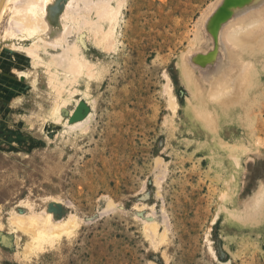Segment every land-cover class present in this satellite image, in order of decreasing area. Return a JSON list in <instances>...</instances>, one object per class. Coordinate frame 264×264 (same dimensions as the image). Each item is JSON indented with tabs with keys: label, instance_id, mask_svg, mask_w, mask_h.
Returning <instances> with one entry per match:
<instances>
[{
	"label": "rangeland",
	"instance_id": "374dc122",
	"mask_svg": "<svg viewBox=\"0 0 264 264\" xmlns=\"http://www.w3.org/2000/svg\"><path fill=\"white\" fill-rule=\"evenodd\" d=\"M69 1L56 0L51 5L56 10L50 14L58 18L51 28L60 33L67 28L64 24H73L74 13L69 16L65 7ZM121 1L122 16L111 38V53L96 44L86 48L100 70L98 81L96 77L88 84V96L81 95V115L83 120L89 118L88 123L76 129L64 123L60 129L49 126L46 132L51 142L64 138L63 150L30 154L16 149V166L22 171L10 173L0 164V240L7 239L0 241V264H264V225L246 233L231 232L223 225L219 209L225 203L221 195L226 192L227 173L216 170L192 131L180 128L184 106L191 98L182 63L194 72L197 86L206 90L224 62L223 48L216 43H220V28L211 23L219 12L227 13L226 3ZM13 2V8L20 7L16 11L28 5L25 0ZM77 6L74 16L85 12L86 5H79L84 6L82 11ZM13 10L9 17L16 16ZM42 13L38 11V16ZM11 23L8 20L7 27L13 31L21 29L16 22L12 28ZM209 23L212 28L207 27ZM23 33V29L14 32L10 43L29 44L21 41ZM70 38L65 34L62 45L57 43L61 51ZM3 54L1 62L8 66L9 53ZM166 88L176 99V111L168 103ZM261 101L251 114L253 137H244L238 167L235 200L241 209L248 206L247 212L255 210L254 197L264 186V91ZM3 102L0 106L7 103ZM2 110L0 115L6 114ZM39 144L46 145L44 140ZM52 202L61 210L53 214L56 218L77 222L53 240L41 239L38 246L44 248L39 246L31 254L25 247L28 237L10 220H16L17 214V218L30 217L33 210L41 213Z\"/></svg>",
	"mask_w": 264,
	"mask_h": 264
},
{
	"label": "bare ground",
	"instance_id": "6f19581e",
	"mask_svg": "<svg viewBox=\"0 0 264 264\" xmlns=\"http://www.w3.org/2000/svg\"><path fill=\"white\" fill-rule=\"evenodd\" d=\"M16 1L18 0H6L0 13V100L7 101L5 106H0L3 109L1 112L6 113L0 115V126L3 131L0 133V164L4 168L6 167L10 173L17 169L22 171L16 166V149L30 154L39 151L46 154L48 152L46 149L63 150L66 143L64 138L60 136L56 138L55 142H51L46 132L49 126L54 124L53 128L60 129L64 123L67 128L76 129L88 123L89 118L87 120L82 119L84 114L81 115V112L84 104L81 102L83 98L81 95L88 96L90 89L88 84L94 82L96 77V81H98L97 75L100 70L99 63L96 64L89 59L86 48L88 44H96L100 50L111 53L110 49L113 45H110L111 38L115 34L117 22L122 16L121 0H70L68 7H65L70 11L69 16L73 15L72 18L70 17L73 24H64L63 26L67 25V28L63 30L62 34L52 29V26L55 27V24L58 23V18L50 14L51 11L55 13L56 9L51 5L56 0H30V3L25 0L28 5L24 6L19 2L22 6L20 11L26 9L25 12L16 11L20 9V7L16 8V5H13L16 10L12 7V2L15 4ZM220 1L219 4L225 5L226 3L227 13L224 11L216 15L211 24L212 26L215 25L216 29L217 26L220 28V30L217 29L219 32H216L219 38L212 31L211 33L215 35L211 36L217 37V40L220 39V43L218 41L216 43L221 44L223 48L224 62L210 77L206 90L197 86L194 72L191 73L188 65L185 62L182 63V65L184 64L181 66L182 77L189 88L191 98L184 106L180 128L183 131L194 133V136L200 140V144L207 149L208 155L216 165L218 172L226 171V192L221 195L225 203L219 209L223 215V225H226L231 232L242 231L246 233L255 229V225L260 228L261 225H264V205H257L253 200L256 208L247 212L248 206L246 209H241L236 205L235 200L240 176L238 167L240 166L243 148H245L244 137L248 139L253 137V117L251 114L262 105L261 99L264 91V8L259 6L261 0H223L225 3ZM82 4L86 5V8L82 6L85 14L78 13L80 15L74 16L78 10L76 6L78 5L77 7L80 8L79 5ZM46 6L48 12L45 11L47 13L44 12ZM216 6L218 7V4ZM82 7L80 8L81 11ZM10 10L15 11L16 16L9 17ZM38 11L39 13L43 11V13L38 16ZM71 12L74 14L71 15ZM214 12L212 11L210 16L215 15ZM50 15L51 18H49ZM62 16L61 18L65 19L66 16ZM42 18L45 19V24ZM66 19L69 21L68 18ZM8 20L9 24L13 20L12 28L16 22L21 29L18 27L19 31H15V29L13 31L9 26L7 27ZM209 20L207 21L209 22ZM208 25L210 26V23L207 24V27ZM22 29L24 33L20 37L21 41L30 43L19 46L14 42L10 43V37L13 39L16 35L13 33H20ZM65 34L71 38L69 44L68 41L63 42L66 43V46L64 48L60 46L61 51L57 43H60L62 39L64 41ZM59 43L58 45H62ZM13 48L14 50L11 51L10 49ZM6 50L9 53L7 55L8 66L1 62L2 58L4 59L3 52ZM20 51L22 52L21 56L17 54ZM11 54L12 57H10ZM44 54L48 57H44ZM38 85H41L42 90ZM169 90H167L168 103L171 109L176 111V99ZM222 93L223 95H221ZM8 103L10 104L9 107L7 106ZM26 103L29 106L26 107ZM0 105H4V102ZM46 111H50L49 115L44 113ZM40 140H44L46 145L41 146ZM260 188L254 197L256 201L259 199L261 191L264 190V186ZM250 199L251 204L252 198ZM53 202L41 213H34L33 210L30 217H24L25 219L17 218L18 214L16 216L14 213L16 220L14 217L12 218L13 215L11 216L10 222L18 226L14 228H18L25 237H28L25 247L29 248L31 254L35 253L36 248L41 246V244L38 246L41 239H52L56 235L61 236L62 233L67 232L65 230L68 229L67 226L75 225L77 222L73 218L67 220L64 219L66 217L56 218V214L61 210ZM24 220L32 225L25 224L27 222ZM259 235L261 236L260 233ZM0 241H7L6 236ZM49 243L52 242L49 241ZM42 247L44 248L43 244L40 250ZM31 254L29 253L30 256Z\"/></svg>",
	"mask_w": 264,
	"mask_h": 264
},
{
	"label": "snow or ice",
	"instance_id": "6c2138e0",
	"mask_svg": "<svg viewBox=\"0 0 264 264\" xmlns=\"http://www.w3.org/2000/svg\"><path fill=\"white\" fill-rule=\"evenodd\" d=\"M259 6L261 8H264V0H261ZM221 95H223V93ZM256 204L257 205H264V190L261 191L259 199H257V201H256Z\"/></svg>",
	"mask_w": 264,
	"mask_h": 264
},
{
	"label": "water",
	"instance_id": "95a60500",
	"mask_svg": "<svg viewBox=\"0 0 264 264\" xmlns=\"http://www.w3.org/2000/svg\"><path fill=\"white\" fill-rule=\"evenodd\" d=\"M5 2H6V0H0V13L2 11V7L4 6Z\"/></svg>",
	"mask_w": 264,
	"mask_h": 264
}]
</instances>
